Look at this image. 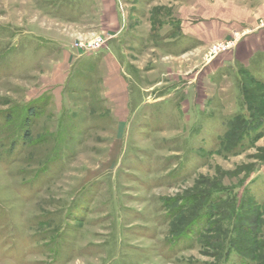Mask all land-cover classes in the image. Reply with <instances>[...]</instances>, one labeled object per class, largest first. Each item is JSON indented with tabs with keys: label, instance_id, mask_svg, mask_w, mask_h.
I'll use <instances>...</instances> for the list:
<instances>
[{
	"label": "rangeland",
	"instance_id": "1",
	"mask_svg": "<svg viewBox=\"0 0 264 264\" xmlns=\"http://www.w3.org/2000/svg\"><path fill=\"white\" fill-rule=\"evenodd\" d=\"M217 1L0 0V264H264V41Z\"/></svg>",
	"mask_w": 264,
	"mask_h": 264
},
{
	"label": "crops",
	"instance_id": "2",
	"mask_svg": "<svg viewBox=\"0 0 264 264\" xmlns=\"http://www.w3.org/2000/svg\"><path fill=\"white\" fill-rule=\"evenodd\" d=\"M217 3L220 6H225V9H223L225 12L231 13L234 18L243 21L238 24L239 27L241 26L243 28H248V30H253L251 34H254V40L250 41L251 43H256L260 37H262L264 41V30H256V20L264 16V0H255V2H251L250 0H218ZM243 23H245L246 26H242ZM260 53L264 55V42L255 45V47L249 51V65L253 64L252 58Z\"/></svg>",
	"mask_w": 264,
	"mask_h": 264
},
{
	"label": "built area",
	"instance_id": "3",
	"mask_svg": "<svg viewBox=\"0 0 264 264\" xmlns=\"http://www.w3.org/2000/svg\"><path fill=\"white\" fill-rule=\"evenodd\" d=\"M264 25V20L261 22V26H263ZM95 44V46H97L98 47V42H96V43H94ZM95 46H93V49H92V51H96L97 50V47H95ZM222 48V46H217V47H213L212 49H213V51H214V53L215 52H217V51H219L220 49Z\"/></svg>",
	"mask_w": 264,
	"mask_h": 264
},
{
	"label": "trees",
	"instance_id": "4",
	"mask_svg": "<svg viewBox=\"0 0 264 264\" xmlns=\"http://www.w3.org/2000/svg\"><path fill=\"white\" fill-rule=\"evenodd\" d=\"M256 244H257V246L259 247V249H260V250H263V252H264V244L262 245L261 242H259V243L257 242ZM251 259L254 260V262L257 261L254 257H252ZM257 262H259V260H258ZM259 263H260V262H259ZM260 264H261V263H260Z\"/></svg>",
	"mask_w": 264,
	"mask_h": 264
}]
</instances>
